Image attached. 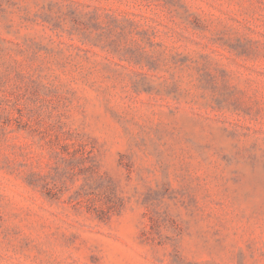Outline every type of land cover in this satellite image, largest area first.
<instances>
[{
  "label": "rangeland",
  "instance_id": "374dc122",
  "mask_svg": "<svg viewBox=\"0 0 264 264\" xmlns=\"http://www.w3.org/2000/svg\"><path fill=\"white\" fill-rule=\"evenodd\" d=\"M0 264H264V0H0Z\"/></svg>",
  "mask_w": 264,
  "mask_h": 264
}]
</instances>
